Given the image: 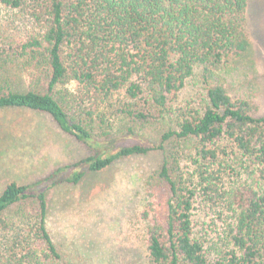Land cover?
Returning <instances> with one entry per match:
<instances>
[{
  "label": "trees",
  "instance_id": "16d2710c",
  "mask_svg": "<svg viewBox=\"0 0 264 264\" xmlns=\"http://www.w3.org/2000/svg\"><path fill=\"white\" fill-rule=\"evenodd\" d=\"M248 3L0 0L23 30L0 40V109L47 113L94 150L56 168L50 186L163 152L144 184L147 264H264V115L234 99L225 76L251 50ZM13 70L25 88L12 86ZM190 80L204 92L180 103ZM155 123L159 139L138 131ZM40 183L0 194V229L14 223L12 207L28 205L8 264H67L47 226L46 191L31 192Z\"/></svg>",
  "mask_w": 264,
  "mask_h": 264
},
{
  "label": "rangeland",
  "instance_id": "374dc122",
  "mask_svg": "<svg viewBox=\"0 0 264 264\" xmlns=\"http://www.w3.org/2000/svg\"><path fill=\"white\" fill-rule=\"evenodd\" d=\"M6 15L7 11H0V40L21 36L18 19L8 21ZM247 32L251 50L225 72L227 86L234 99L251 101L256 106L254 113L264 115V0H249ZM11 77L14 88H25L22 73L13 70ZM199 92H204L201 85L190 80L178 101L187 103ZM120 127L118 123L111 131L113 137L121 135ZM162 128L155 123L138 131L144 138L156 140ZM93 153L47 113L27 108L0 109V194L12 182L33 184L42 180L31 192L46 191L47 226L63 261L147 264L145 223L140 212L145 202V179L161 165L163 152L123 158L98 172L86 168L78 184L62 182L50 186L51 180H44L56 168ZM27 206L12 207L9 212L14 223H9V230L0 229V264L9 262L11 235L18 237L23 231L11 230L19 220V210Z\"/></svg>",
  "mask_w": 264,
  "mask_h": 264
}]
</instances>
